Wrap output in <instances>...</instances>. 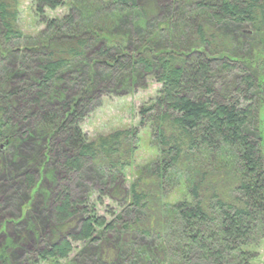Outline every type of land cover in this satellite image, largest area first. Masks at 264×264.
<instances>
[{"label": "trees", "instance_id": "obj_1", "mask_svg": "<svg viewBox=\"0 0 264 264\" xmlns=\"http://www.w3.org/2000/svg\"><path fill=\"white\" fill-rule=\"evenodd\" d=\"M146 1L32 0L44 28L26 35L0 0V182L40 246L30 263L264 264V0H173L164 16ZM146 73L157 155L136 168L135 129L90 139L81 123Z\"/></svg>", "mask_w": 264, "mask_h": 264}, {"label": "rangeland", "instance_id": "obj_2", "mask_svg": "<svg viewBox=\"0 0 264 264\" xmlns=\"http://www.w3.org/2000/svg\"><path fill=\"white\" fill-rule=\"evenodd\" d=\"M19 3V19L18 28L25 33L35 34L42 28L43 24H40V20L35 17L33 11L32 0H17ZM65 3H72L73 0H64ZM156 1L159 4L157 9L159 16L167 14L170 6L174 5L173 0H147L150 3ZM68 12V7L60 6L55 10H47V16L49 17H62ZM157 12V14H158ZM1 27V25H0ZM161 84L157 81L154 74L146 73L139 79L138 83L133 89L128 90L127 93H121L117 96H103L99 101L96 108L91 114L81 123L83 131L88 135L90 139H95L100 135L108 134L117 129L132 128L136 130V134L140 136L139 150L135 157L136 168L140 165L143 166L150 160L154 159L156 154V147L151 144V133L148 128H142L139 125L140 121V109L143 105H147L151 98H154L157 94ZM222 87L216 89L217 93L221 92ZM223 91V90H222ZM261 119H264L263 110L261 112ZM64 154V153H63ZM157 155V154H156ZM134 170L136 168L133 166ZM133 171V169L131 170ZM131 171L127 170V176L132 180L133 176H130ZM89 173V174H88ZM133 174V173H131ZM87 175H94L92 171H88L85 174L80 175V178L76 182L68 181L67 184L73 191H80V184H87L90 181L86 178ZM1 176V174H0ZM65 178V177H64ZM129 183L126 182L125 186L128 187ZM7 189L1 191L0 189V247L8 245L7 255L9 256L8 264H31L30 261L36 257V251L40 246L34 244V237L25 238L24 225L15 226L14 215L17 212V204L19 203V195L17 192L14 194L10 192L8 186L5 183L0 182V188ZM9 199H8V196ZM7 196V200H6ZM113 197V198H112ZM111 198H104L105 206L108 208L114 207L119 210L123 204V196L112 195ZM172 199V197H170ZM41 200V199H40ZM38 200L40 206L35 208V212L43 209V201ZM105 206H99V214L105 215ZM107 208V209H108ZM107 219H110L109 214L105 215ZM3 224V226H2ZM5 225V226H4ZM24 236V237H22ZM72 256L75 253L71 254ZM71 256V257H72ZM68 260H61L56 264H67ZM210 264V262H206ZM2 264V263H0ZM43 264V263H40Z\"/></svg>", "mask_w": 264, "mask_h": 264}]
</instances>
